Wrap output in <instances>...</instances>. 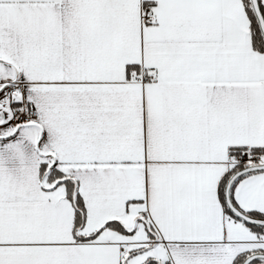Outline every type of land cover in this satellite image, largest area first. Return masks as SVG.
I'll return each mask as SVG.
<instances>
[{
    "label": "snow or ice",
    "instance_id": "snow-or-ice-1",
    "mask_svg": "<svg viewBox=\"0 0 264 264\" xmlns=\"http://www.w3.org/2000/svg\"><path fill=\"white\" fill-rule=\"evenodd\" d=\"M0 264H264V0H0Z\"/></svg>",
    "mask_w": 264,
    "mask_h": 264
}]
</instances>
